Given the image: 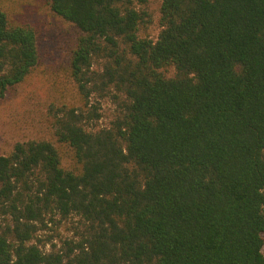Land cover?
<instances>
[{
	"label": "trees",
	"instance_id": "1",
	"mask_svg": "<svg viewBox=\"0 0 264 264\" xmlns=\"http://www.w3.org/2000/svg\"><path fill=\"white\" fill-rule=\"evenodd\" d=\"M150 2L46 0L76 101L0 154V264H264V0ZM38 60L0 7V99Z\"/></svg>",
	"mask_w": 264,
	"mask_h": 264
},
{
	"label": "rangeland",
	"instance_id": "2",
	"mask_svg": "<svg viewBox=\"0 0 264 264\" xmlns=\"http://www.w3.org/2000/svg\"><path fill=\"white\" fill-rule=\"evenodd\" d=\"M158 0H151L156 15ZM0 7L17 20L30 22L38 34L39 60L21 83L11 87L0 99V154L7 153L16 141L50 135V103H75V89L67 72V59L78 30L54 15L46 0H0ZM156 17L149 27L151 37L157 34ZM104 124L109 118L108 102L102 103ZM64 163L70 158L64 156ZM264 252V244L262 247Z\"/></svg>",
	"mask_w": 264,
	"mask_h": 264
}]
</instances>
